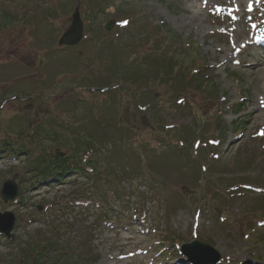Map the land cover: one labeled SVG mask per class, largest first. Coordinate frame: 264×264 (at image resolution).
I'll return each mask as SVG.
<instances>
[{"label":"rangeland","instance_id":"rangeland-1","mask_svg":"<svg viewBox=\"0 0 264 264\" xmlns=\"http://www.w3.org/2000/svg\"><path fill=\"white\" fill-rule=\"evenodd\" d=\"M188 4L0 0V192L9 179L18 185L15 199L0 195V214L16 217L13 238L0 233V264H23L19 247L46 237L80 247L83 264H188L180 246L195 239L237 262L264 264V126L256 127L249 111L250 100L264 103V73L239 63L264 58V29L262 38L246 39L240 55V47L225 44L236 24L225 40L222 9H203L201 29L184 22ZM76 8L85 37L60 46ZM153 58L172 59L173 73L127 84L124 75H135L137 66L148 74ZM191 60L212 83L191 81L199 78L185 67ZM45 117L59 118V131L74 119L87 131L110 132L112 153L99 155V163L105 171L126 167L130 181L119 189L129 201L115 192L102 208L76 197L88 168L60 180L38 176L8 134ZM111 125L119 130L108 131ZM119 131H130L123 144Z\"/></svg>","mask_w":264,"mask_h":264},{"label":"trees","instance_id":"trees-1","mask_svg":"<svg viewBox=\"0 0 264 264\" xmlns=\"http://www.w3.org/2000/svg\"><path fill=\"white\" fill-rule=\"evenodd\" d=\"M154 61L155 63L150 68L151 71L148 72V74L141 75L142 71H140V66H137L138 69H136L135 75L129 77L124 75V80L132 82L126 83L139 86V84H146L151 74H153V76L156 75L157 79V75H160L162 72H164L165 75L173 73L172 59L164 61L160 58L154 59ZM174 61L177 66L182 62L179 59H175ZM187 62L185 67L195 68V76L199 77L197 79L192 78L191 81H193L194 84H198V80H202L201 77H204L203 79L208 86L211 80L208 79V77L205 79V68L196 66L193 60ZM181 77L184 79L187 78L184 70H181ZM202 85H204L203 82ZM58 123H61L59 118H42L41 120H37L36 123L32 122V127L27 130V132L24 131L25 129L17 132H10V134H8V142H14L13 145L18 146L17 151L23 152V156L25 155L32 158L30 161L31 169H33L38 176H42L43 179L54 177L60 180V175H63L61 178L63 179L68 173H79L81 170L87 171L86 168H88L91 174L88 175L86 181L82 183L83 187L80 186L74 194L79 198L85 197L90 201H97V204L100 205L99 207L105 208L106 204L113 199L115 192H123L120 191L119 186L125 185L126 179L129 180L130 178L129 171L126 167H119V169L112 168L111 170L105 171L106 167H103L104 165L99 163V155L105 156L109 150L111 151L110 153H112L109 146H112L114 136L110 135V132H105V134L100 135L96 132L87 131L85 130L86 128L82 127V123H77L74 119L73 121L67 120V122L60 124L61 131H59L57 129L59 126ZM110 128L111 129H108V131H116L119 130V125H111ZM129 132L130 131H119L120 142L117 141V143L123 144V139L128 138L127 134ZM115 136L117 137V135ZM138 140L144 142L140 137ZM54 147L66 148V152L64 151L65 156L59 157L55 152H52V148ZM115 153L114 151V154ZM116 155L118 156V153H116ZM103 173H106V176H104ZM154 175L156 176V174ZM155 176L153 177L155 178ZM149 180L154 182L156 179ZM156 187L157 185L154 188ZM123 201H129V198L125 196L124 192ZM107 213V210H105V212L102 213L103 217H106ZM44 239H47V242L43 241L42 238H36L31 239L26 247H19V257L17 258H20L23 264H83L85 259L80 252V247L73 248V245L63 242V240L60 242L59 239L56 238L46 237Z\"/></svg>","mask_w":264,"mask_h":264},{"label":"bare ground","instance_id":"bare-ground-1","mask_svg":"<svg viewBox=\"0 0 264 264\" xmlns=\"http://www.w3.org/2000/svg\"><path fill=\"white\" fill-rule=\"evenodd\" d=\"M181 2H188V6L185 5V23L191 24H200V28L203 29L205 25L201 23L206 18V14L202 17L201 11L203 9L210 10L212 7H219L225 13L226 22H225V40H228L227 31L231 29L228 25L236 24L233 29V41L228 43L225 41V44H229V49L231 51L234 48L238 49V54H242V47L246 39L252 38L253 36L262 38L261 32L264 29V0H180ZM251 6V10H249ZM216 8V7H215ZM203 13V12H202ZM250 15V17L248 16ZM239 25V26H237ZM223 51V48L219 49ZM228 48H226L227 53ZM225 62L230 61V56L228 57L224 54ZM239 63L244 65V69L249 72H254L256 74L261 71L264 73V58L260 60L250 61L247 59H239ZM249 108L251 112V120L255 122V126H264V103L258 100H250ZM254 126V124L252 123ZM259 264V263H258Z\"/></svg>","mask_w":264,"mask_h":264},{"label":"water","instance_id":"water-1","mask_svg":"<svg viewBox=\"0 0 264 264\" xmlns=\"http://www.w3.org/2000/svg\"><path fill=\"white\" fill-rule=\"evenodd\" d=\"M111 20L107 29L111 30L114 26ZM84 37V23L81 19L80 11L76 8L73 13V20L68 29L63 33L59 40L60 45L74 46L81 42ZM59 156H64L63 152H57ZM5 202L15 199L18 196V185L14 180L4 182L0 192ZM15 215L12 212L0 214V233L7 237H13L12 230L15 225ZM182 254L193 264H216L220 261L222 254L218 249L209 243L195 239L191 242L182 244Z\"/></svg>","mask_w":264,"mask_h":264},{"label":"snow or ice","instance_id":"snow-or-ice-1","mask_svg":"<svg viewBox=\"0 0 264 264\" xmlns=\"http://www.w3.org/2000/svg\"><path fill=\"white\" fill-rule=\"evenodd\" d=\"M205 2H206V0H205ZM249 10H251V6H249ZM124 23H127V21H125ZM259 135L264 136V131L260 132Z\"/></svg>","mask_w":264,"mask_h":264}]
</instances>
